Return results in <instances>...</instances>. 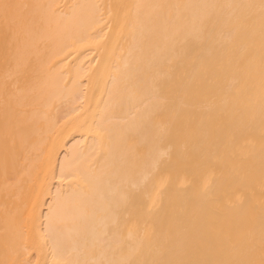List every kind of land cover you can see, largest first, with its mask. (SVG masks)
Returning <instances> with one entry per match:
<instances>
[{
	"label": "bare ground",
	"instance_id": "6f19581e",
	"mask_svg": "<svg viewBox=\"0 0 264 264\" xmlns=\"http://www.w3.org/2000/svg\"><path fill=\"white\" fill-rule=\"evenodd\" d=\"M0 264H264V0H0Z\"/></svg>",
	"mask_w": 264,
	"mask_h": 264
}]
</instances>
